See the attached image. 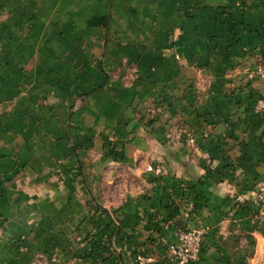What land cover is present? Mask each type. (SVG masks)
Masks as SVG:
<instances>
[{
  "label": "crops",
  "instance_id": "1",
  "mask_svg": "<svg viewBox=\"0 0 264 264\" xmlns=\"http://www.w3.org/2000/svg\"><path fill=\"white\" fill-rule=\"evenodd\" d=\"M0 15V153L5 142L11 150L29 138L15 121L22 119L21 106L33 104L37 81L58 94L59 105L92 94L83 113L113 124L125 141L127 168L144 177V186L156 177L149 168L159 166L172 203L180 197L173 188L184 185L182 200L204 207L199 218L210 237L201 264H229L236 250L230 243L241 232L262 244L254 204L243 211H231V204L233 194L254 200L264 183V113L253 111L264 81L244 80L239 69L264 58V0H0ZM89 42H95L93 59L82 51ZM152 99L155 108L168 105H160L149 127L134 108ZM124 115L121 135L116 120ZM3 166L0 158V172ZM141 195L132 190L139 208L126 212L123 224L145 238L154 212L160 221L178 210ZM173 230L170 224L159 229L165 236ZM219 240L230 245L225 253L213 247ZM124 257L132 264L129 253Z\"/></svg>",
  "mask_w": 264,
  "mask_h": 264
},
{
  "label": "rangeland",
  "instance_id": "2",
  "mask_svg": "<svg viewBox=\"0 0 264 264\" xmlns=\"http://www.w3.org/2000/svg\"><path fill=\"white\" fill-rule=\"evenodd\" d=\"M5 15H0V20ZM93 49L95 42L85 43L83 55L95 58L91 56ZM260 65H264L262 56L250 68L240 66V70H245L244 80L264 81L256 75L249 76ZM91 95L71 96L59 105L58 94L43 89L37 81L33 104L30 102L28 108L24 105L18 109L17 114L24 111L25 122L19 114L21 121L16 120L15 127L25 130L29 138L20 139L11 150H7L9 143L5 142L4 152L0 153L4 161L0 172V264H126L124 253L130 254L132 264H180L172 255L171 247L190 249L196 244L199 259L190 264H201L210 237V227L199 218L204 207L182 200L188 189L184 185L173 188L174 196L180 197H175L172 203L171 195L166 193L170 188L161 182L163 170L159 166L149 168L156 177L146 178L150 186L145 187L141 181L144 177L127 168L125 155L121 153L125 141L117 138L118 130L113 124L99 122L94 115L83 113L82 108ZM263 100L264 94L253 108L255 114L264 113L256 112ZM155 101L150 100L148 106L144 104L145 109L154 111L144 113V108H134L145 126L153 127L149 122L156 120L160 105H168L165 100L155 108L152 106ZM13 109L15 106L9 102L7 112ZM128 117L124 115L116 120L121 135ZM189 141L194 145L193 139ZM134 189L143 191V201L157 199L163 208L175 207L178 214L159 221L154 216L160 211L154 212L155 224L146 230L145 238L131 233L123 223L127 220L126 212L139 208V201L130 198ZM233 195L231 211H243L249 208V203L254 204L252 221L263 239L257 245V239L251 240L246 232L235 234L230 245L236 250L228 255L229 264H264V204L261 202L264 183L256 186L254 200ZM164 224L174 225V233L165 236V232L159 231ZM243 240L247 241L246 245L240 247ZM221 242L213 246L218 254L225 253L221 249L230 246ZM162 244L166 245L164 249Z\"/></svg>",
  "mask_w": 264,
  "mask_h": 264
},
{
  "label": "built area",
  "instance_id": "3",
  "mask_svg": "<svg viewBox=\"0 0 264 264\" xmlns=\"http://www.w3.org/2000/svg\"><path fill=\"white\" fill-rule=\"evenodd\" d=\"M254 75L264 79V65H260L257 70H253L249 76L250 78H253ZM261 111H264V100L260 101L256 107V112ZM240 200H242V198H240ZM261 202L264 204V197L261 199ZM196 245L197 246L193 245L190 249L174 246L171 247V253L177 260H179L180 264H190V262L195 263L199 259V245Z\"/></svg>",
  "mask_w": 264,
  "mask_h": 264
},
{
  "label": "trees",
  "instance_id": "4",
  "mask_svg": "<svg viewBox=\"0 0 264 264\" xmlns=\"http://www.w3.org/2000/svg\"><path fill=\"white\" fill-rule=\"evenodd\" d=\"M154 122H155V120H152V121L149 122V124L153 125Z\"/></svg>",
  "mask_w": 264,
  "mask_h": 264
}]
</instances>
